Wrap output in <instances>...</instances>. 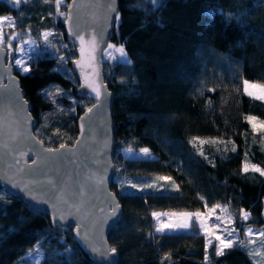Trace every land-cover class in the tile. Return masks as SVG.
Segmentation results:
<instances>
[{"label":"trees","instance_id":"trees-1","mask_svg":"<svg viewBox=\"0 0 264 264\" xmlns=\"http://www.w3.org/2000/svg\"><path fill=\"white\" fill-rule=\"evenodd\" d=\"M55 11V0H23L17 6L0 0V16L12 18L11 31L20 38L53 32L49 39L57 48L37 39L27 61L31 70H15L36 120L34 134L52 148L75 141L77 118L93 104L77 96L75 46L66 40L64 19ZM117 14L109 43L123 45L131 63L102 61L114 93L117 171L110 189L122 207L107 236L116 249L114 264H253L252 246L235 244L217 257L214 239L205 261V236L195 222L189 231L157 233L151 213L204 212L206 201L209 208L228 205L234 220L244 209L251 213L246 224L264 229V177L241 172L246 153L250 164L264 167V133L253 132L245 119L264 120V102L243 92L244 80L264 84V0H159L157 6L151 0H119ZM48 91L55 103L44 95ZM192 137L224 143L197 141L194 147ZM129 147L148 148L152 158L124 157L121 151ZM161 175L170 176L179 190L156 179ZM152 183L156 187H144ZM0 264L100 263L77 246L72 229H54L46 213L0 186Z\"/></svg>","mask_w":264,"mask_h":264},{"label":"water","instance_id":"water-1","mask_svg":"<svg viewBox=\"0 0 264 264\" xmlns=\"http://www.w3.org/2000/svg\"><path fill=\"white\" fill-rule=\"evenodd\" d=\"M7 1L12 6L18 4L12 0ZM73 3V0H69ZM78 8L73 11L69 24L64 22L66 40L75 46L76 59L80 58V44L74 37L69 36V27L77 29L86 40L95 38L97 41L96 68L99 73V82L105 86L107 97L102 95L101 101L92 113L81 121L85 111L77 118V136L74 143H79L71 152L61 151L55 155L43 153L48 156L42 164L33 166V160H39L37 152L46 147L34 134L36 120L30 112V104L24 97L19 77L12 65L13 54H5L0 58V85H9L11 81L16 82L21 98L19 102L13 97L11 90L0 87V186L10 195L19 198L30 209L36 212L46 213L54 229L66 231L72 229L74 241L77 246L88 256V258L100 264H114L117 254H101L111 249L107 236L110 230L119 221L122 207L113 191L110 189L113 176L117 168L113 162L115 139L113 136L114 122L112 119V106L114 93L104 80L102 66L103 51L109 42L111 32L114 28L116 15L119 10V0H113L114 11L106 15V0H75ZM70 10L66 8V13ZM78 25V28H77ZM4 51L7 53L5 47ZM74 59V60H76ZM72 68L77 74L79 86L77 96L90 99L93 104L97 101L90 90L81 88L84 82L81 76L82 69L72 61ZM85 74L90 69L85 60L83 68ZM88 93V94H86ZM26 101V104L23 103ZM92 104V105H93ZM91 105V106H92ZM90 106V107H91ZM81 123L84 124L83 134ZM15 135V141H10L9 136ZM25 137H29L25 139ZM5 143L24 151L25 155L20 167L31 169L32 175L17 173L13 157H18V152L6 154ZM56 148V147H55ZM9 178L23 187L24 183L39 178L41 180L51 179L52 185H35L36 190L31 193L39 201L28 198V193L18 188H13ZM67 193L61 198V193ZM260 219L264 224V193L261 198ZM116 215H112L115 205ZM78 209H80L78 211ZM55 217V222H54ZM80 225L81 233L76 232ZM99 249L93 252L92 248Z\"/></svg>","mask_w":264,"mask_h":264},{"label":"snow or ice","instance_id":"snow-or-ice-1","mask_svg":"<svg viewBox=\"0 0 264 264\" xmlns=\"http://www.w3.org/2000/svg\"><path fill=\"white\" fill-rule=\"evenodd\" d=\"M22 0H13V3L20 4ZM45 3H48L49 0H44ZM152 4L154 6H157L159 4V0H151ZM113 0H106L105 5V12L106 15L110 14L114 11L112 7ZM61 6H64L68 8L70 11L68 13H65L63 11H60ZM55 17H64L65 24H69L72 19V13L78 8V5L75 3V0H73V3L64 4V0H55ZM51 15V12H50ZM117 21L119 20L118 14L116 15ZM7 23V25L10 28H15V23L13 22L12 18L9 16H0V58H2L5 54H11L12 52L20 53L21 55H24V49L23 45H35V41H32L31 39L27 41H23L22 44L16 45L15 49L13 48V41L16 40L19 36V34L16 31H12L10 35L7 36V53H5L3 45L5 44V34L3 31V26ZM78 28V25H77ZM31 31V29H29ZM40 36L43 38L44 43L46 46L51 48H57L55 44L52 43V41L49 39V37H53V32L51 30L42 31L40 33ZM69 36L74 37L76 40L79 41L80 44V58L73 60V63L82 69L81 76L83 78V83L81 84V88H87L90 90V94H93L97 104H93L91 107H87L85 109V116L81 117V121H84L86 117L90 113L94 111V109L97 108L98 104L101 101L102 95L104 97H107L109 94L107 93L105 86L99 82V73L96 68V51H97V41L95 38L86 40L84 35H81L80 32L77 29H74L73 27H69ZM63 47L67 48V45H63ZM59 49H57L58 51ZM106 53L109 60H116L119 59L120 62L124 64H130L131 61L128 59L125 48L123 45L116 46L113 44H108L107 49L102 50ZM113 52L118 53L119 56L116 57L113 55ZM60 61H65V57L61 55L59 57ZM85 60H87V66L90 69L89 74H85L83 71V68L85 67ZM15 66H17L22 74L28 73L31 70V66L27 64L25 59L17 58L14 61ZM71 78V77H69ZM244 92L257 100H264V84H257V83H250L248 80H244ZM0 87H4L6 89L11 90V93L13 97L17 98L18 102L21 98V93L19 91L18 86H16V82L13 80L10 82L9 85H0ZM209 92L214 91V89L209 88ZM62 94V90L57 88L56 89V96H60ZM88 94V93H86ZM201 94H203L201 92ZM46 98H52V102L55 103V98L52 97V93L50 91L46 92L44 94ZM26 104V101L23 102ZM210 103V101H209ZM75 111V109H72ZM248 122V124L251 126L253 132L259 131L260 133H264V120H258V118L254 116H247L245 118ZM84 131V124L81 123V133L83 134ZM59 134V129L56 130L54 135ZM29 137H25V139H28ZM264 138V137H262ZM16 136L10 135L9 140L15 141ZM199 142V144L202 146L205 143L211 142V143H224V141H219L217 138H210V140L206 141L204 139H200L198 137H192V139L189 141V143H192L195 147L194 142ZM79 143V138H77V143H74L71 148L68 147V145L64 143H60L58 147L56 148H47L42 149L41 152H37V155L40 157L39 160H33L32 165L36 166L39 164H42L47 159H49L48 156H45L43 153H49V154H57L61 151H65L66 153L71 152L73 149L77 147V144ZM233 143L232 151H236V147ZM5 149H7L6 154H11L13 152H18V157L14 156L13 160L15 161L14 166L16 167L17 173H24L25 175L31 176L32 172L31 169H25L23 167H20L21 161L23 160V157L25 155L24 151L20 150L17 147L11 146L9 143H5L3 145ZM125 155L127 157H141L144 159H149L151 157V152L148 148H140L139 152H135L131 147L126 148L124 150ZM200 155H204L203 151H199ZM249 171L258 173L261 177H264V167L258 166L256 164H250L247 161V153L245 154V161L242 164L241 172L242 173H248ZM159 181L164 182H171L173 184V187L178 191L179 186L175 184L174 181H172V178L170 176H158L156 177ZM9 182L11 183V186L13 188H18L22 191H25L28 193V198L34 200V202H42L39 201L36 197H33L31 193L36 190L35 185H52L54 182L51 179H44L41 180L39 178H36L34 180L29 181L28 183H24L23 187L21 188V185L18 183H15L9 178ZM130 183V182H129ZM130 186L132 188H137L138 186L134 183H130ZM144 187H156L155 183L152 184H145ZM142 190V189H138ZM67 193L62 192L61 198H63L64 195ZM201 200H204V197H200ZM119 208V205H115V207L112 210V215H116V209ZM205 209L206 211L201 212L199 210L195 212H180V213H161L153 211L151 213L152 217L157 220V225L155 227V232L157 233H164L167 231L175 232L177 230L181 229H188L190 227V221L194 218L201 229V232L205 236V261L208 260V249L212 245L213 239L216 242L215 243V255L217 257L225 255V250L233 248L235 244H239L242 247H246L248 245H252L255 243V241L252 239V237L255 235L257 239L259 240V248H248V254L250 258H253V264H261V262L256 261L255 257H261L262 261H264V229L259 230L258 232H254L251 227H248L244 230L245 237H247V240H238L236 238V229L234 227L229 228L225 227L224 229L220 228V224L218 223H207V221H210L213 217V214L216 213V211L219 209L222 213V215H216L215 220L220 221L221 223H224L226 221L227 225L233 224V216L229 212L228 205H221V204H213L211 208L208 207L207 202L205 201ZM80 209H78L79 211ZM251 216V213L240 209L239 211V218L241 221H247ZM161 217H169V219L165 222L160 220ZM55 222V217H54ZM77 235L79 236L81 233L80 225H77L76 228ZM209 237H212L213 239H209ZM94 253L100 251L99 249L92 248L91 249ZM115 254L116 249L111 248L108 250H105L101 254L108 255V253ZM169 254H165V258H168Z\"/></svg>","mask_w":264,"mask_h":264},{"label":"rangeland","instance_id":"rangeland-1","mask_svg":"<svg viewBox=\"0 0 264 264\" xmlns=\"http://www.w3.org/2000/svg\"><path fill=\"white\" fill-rule=\"evenodd\" d=\"M13 1V0H12ZM23 1V0H22ZM68 2H69V0H64V4H68ZM65 13H66V7H65ZM63 19H64V17H63ZM64 21V20H63ZM11 29L12 28H10L8 25H7V23H5V25L3 26V31H4V34H5V44L3 45V47H5L6 49H7V36L8 35H10L11 34ZM29 39H31L32 41H35V45L33 46V45H23V49H24V55H21L20 53H16V52H12L11 54H13V60H12V65H13V67H14V69L15 70H17V71H19L20 72V70H19V68L17 67V66H15V63H14V61H15V59H17V58H22V59H25L26 60V62L29 60V57H30V54L31 53H33L35 50H37V39H40V40H43V38L40 36V34L38 35V38H37V36H25L24 38L23 37H19L18 36V38L16 39V40H14L13 41V48L15 49V47H16V45H18V44H22V42L23 41H27V40H29ZM108 44H111V43H107V45ZM107 45H106V47H105V49H107ZM113 55H115L116 57H118L119 56V54L118 53H115V52H113ZM118 59H116V60H109L108 59V57H107V55H106V53L103 51V56H102V61H107L109 64H112V63H114L115 61H117ZM21 73V72H20ZM79 81V80H78ZM250 83H255V82H251V81H249ZM257 84H259V83H257ZM243 92H244V83H243ZM244 94H246L245 92H244ZM247 95V94H246ZM248 96V95H247ZM250 97V96H249ZM253 98V97H252ZM261 101H263L264 102V100H261ZM135 152H139V150H136ZM121 153H122V155L124 156V157H127L126 155H125V152H124V150L123 151H121ZM131 158H141V157H131ZM156 212H161V213H173V212H175V213H180V212H185V211H156ZM188 212V211H187ZM216 215H222V213H221V211L218 209L217 211H216V213H214L213 214V217H212V219L210 220V221H207V223H218V224H220V228L221 229H224L225 227H229V228H232V227H234L235 229H236V238L239 240L241 237H243V239H248L247 237H245V234H244V230L246 229V228H248V227H251L252 229H253V231L254 232H258L259 230H261V229H263V228H258V227H255L254 225H252V224H246V222L245 221H241L240 220V218H239V220H234L235 218H233V224H231V225H227V223H226V221L224 222V223H221L220 221H216L215 220V216ZM251 217V216H250ZM152 219H153V222H154V231H155V227H156V225H157V220L156 219H154L153 217H152ZM169 219V217H161L160 218V220H162V221H167ZM250 219V218H249ZM234 221L235 222H237V224H234ZM192 222H195V225L198 227V229L201 231V229H200V227H199V224H198V222L193 218L191 221H190V225H191V223ZM242 225V226H241ZM189 229H190V227L188 228V229H181V230H177V231H175V232H183V231H189ZM165 233H174V232H172V231H165ZM241 236V237H240ZM212 238V237H211ZM210 238V239H211ZM213 239V238H212ZM252 239L255 241V243L254 244H252V245H250V246H252V248H259V240L257 239V237L254 235L253 237H252ZM262 251H264V250H262ZM254 259H258V262L260 261L261 262V264H264V261H262V259H261V257H255Z\"/></svg>","mask_w":264,"mask_h":264}]
</instances>
